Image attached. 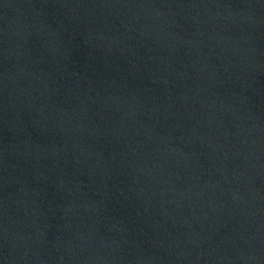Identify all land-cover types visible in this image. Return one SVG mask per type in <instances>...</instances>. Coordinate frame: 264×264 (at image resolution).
Returning <instances> with one entry per match:
<instances>
[{
    "label": "water",
    "instance_id": "1",
    "mask_svg": "<svg viewBox=\"0 0 264 264\" xmlns=\"http://www.w3.org/2000/svg\"><path fill=\"white\" fill-rule=\"evenodd\" d=\"M0 264H264V0H0Z\"/></svg>",
    "mask_w": 264,
    "mask_h": 264
}]
</instances>
